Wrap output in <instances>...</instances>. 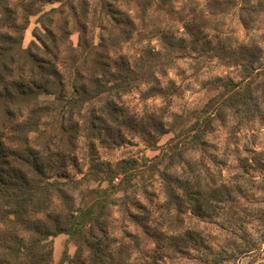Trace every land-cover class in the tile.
<instances>
[{"label":"rangeland","instance_id":"obj_1","mask_svg":"<svg viewBox=\"0 0 264 264\" xmlns=\"http://www.w3.org/2000/svg\"><path fill=\"white\" fill-rule=\"evenodd\" d=\"M219 1L224 9L213 0H39L38 13L29 17L24 47L35 39L36 26L43 31L37 23L43 16L57 41L81 55L78 76L69 67V50H62V100L29 135L33 146L41 149L51 138V153H64L56 178L67 183L61 186L66 196L54 197L51 208H78L91 199L92 189L107 185L106 169L132 163L131 184L112 195L100 217L102 230L92 231L105 251L124 247V264H264V89L257 86L253 117L225 109L208 119L199 140L188 131L194 110L222 91V80L240 78L238 63L264 65V0ZM107 3L131 18L130 31L107 15ZM76 15L86 27L82 50L93 44L104 51L106 75L99 74L93 52L80 54ZM119 63L124 77L113 79ZM96 75L110 88L75 101L78 87L91 90L87 77ZM107 103L132 125L109 121L108 132L92 137L86 119L105 117ZM123 178L120 173L114 183ZM171 193L174 201L168 202ZM185 234L194 237L185 242ZM76 246L57 235L51 264L65 247L72 256Z\"/></svg>","mask_w":264,"mask_h":264},{"label":"trees","instance_id":"obj_2","mask_svg":"<svg viewBox=\"0 0 264 264\" xmlns=\"http://www.w3.org/2000/svg\"><path fill=\"white\" fill-rule=\"evenodd\" d=\"M37 1L39 0H0V264H51L54 239L59 234H65L67 240L74 241L77 246L72 256L65 247L57 264H124L121 262L124 247L119 246L115 254L111 250L105 251L103 239L96 237L92 231L96 226L102 230L100 217L104 208L114 200L112 195L131 184V179L136 175L131 171L134 168L132 163L125 162L113 169H106L103 180L107 185L92 189L91 199L78 208L67 212L51 208L54 197L64 199L66 196L61 188L66 182H60L56 178L59 176L64 153H51V138L41 149L33 146L29 135L39 130L41 119L50 115L54 107L56 110L62 100L64 82L58 68L62 50H69V67H74L78 76L81 55L74 54L77 49L73 46L57 41L56 34L49 24H45L43 16H39L37 21L43 31H38L36 26L33 31L35 39L26 47L23 46L29 17L38 13ZM213 2L218 9L223 8L219 0ZM18 6L21 13L18 12ZM107 6V15L115 21L117 27H127L123 31H130L133 27L131 18L110 3ZM55 10L56 8L51 9ZM84 15L82 12L79 16L83 18ZM75 21L80 30L78 46L82 50V37L86 27L81 24L77 15ZM63 32L64 35L67 33L66 28ZM80 52L84 54L83 58L93 52L92 61L96 67H100L99 74L109 73L102 67L104 51L96 49L92 44ZM237 65L241 66L240 78L223 79L220 84L222 91L210 98L203 108L194 110L195 121L188 129L189 132L193 130L191 138L194 141L206 133V122L215 113H221L225 109L245 111L246 115L251 113L250 104L258 91L257 86L264 89V65L253 67L246 62ZM116 68L117 73L111 74L113 79L124 77L123 64L119 63ZM97 77H87L92 89L88 90L85 85L78 87L79 96L75 97V101L82 100L86 93L90 95L86 99H92L110 88L97 82ZM122 83L123 81L114 83L113 80V84ZM42 95L50 96L51 100L42 98ZM74 100L73 104L77 106L78 103H74ZM101 111L105 113V117L92 115L86 119V123H91L87 129L92 130V137L100 138L104 130L108 132L109 121L132 125L129 119L123 118V113L109 103ZM253 116L254 112L248 117ZM94 123L96 126H92ZM93 127L97 129L95 132ZM61 130L64 131L62 126ZM58 133L62 138L61 132ZM69 135L65 137L67 140ZM120 173L124 175L123 181L121 179L122 182L114 183ZM169 178L171 177L168 176ZM174 196L171 193L172 198L168 202L174 201ZM186 234L183 238L185 242L194 237ZM175 245L177 249H182L181 244Z\"/></svg>","mask_w":264,"mask_h":264}]
</instances>
